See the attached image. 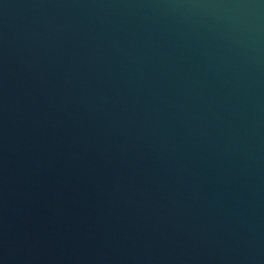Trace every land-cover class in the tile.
<instances>
[{
  "label": "water",
  "instance_id": "obj_1",
  "mask_svg": "<svg viewBox=\"0 0 264 264\" xmlns=\"http://www.w3.org/2000/svg\"><path fill=\"white\" fill-rule=\"evenodd\" d=\"M0 264H264V0H0Z\"/></svg>",
  "mask_w": 264,
  "mask_h": 264
}]
</instances>
